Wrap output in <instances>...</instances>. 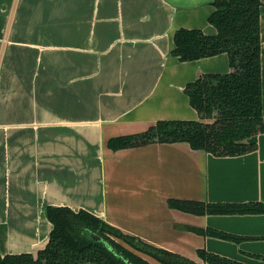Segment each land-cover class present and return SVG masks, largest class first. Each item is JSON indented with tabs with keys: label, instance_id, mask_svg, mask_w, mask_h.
<instances>
[{
	"label": "crops",
	"instance_id": "obj_1",
	"mask_svg": "<svg viewBox=\"0 0 264 264\" xmlns=\"http://www.w3.org/2000/svg\"><path fill=\"white\" fill-rule=\"evenodd\" d=\"M213 11L212 0H0L1 255L44 247L47 207L66 206L198 263L204 249L264 264V213L170 206L264 204V133L252 138L255 151L234 157L185 142L107 145L161 120L200 119L185 88L202 74L230 73V59L183 62L173 37L180 28L216 34Z\"/></svg>",
	"mask_w": 264,
	"mask_h": 264
},
{
	"label": "trees",
	"instance_id": "obj_2",
	"mask_svg": "<svg viewBox=\"0 0 264 264\" xmlns=\"http://www.w3.org/2000/svg\"><path fill=\"white\" fill-rule=\"evenodd\" d=\"M209 23L216 34L200 29H178L172 55L183 62L226 53L230 73L202 74L185 92L199 120H161L140 134L111 138L108 148H125L158 143L190 144L194 150L216 157L241 156L257 149L252 138L264 133L261 64L262 0H212ZM170 206L196 215L264 213V204L223 208L200 202L171 200ZM207 207V208H206ZM46 216L53 224L48 242L32 253L0 254V264H245L199 250L203 263L156 247L125 234L100 217L81 209L48 206ZM199 234L224 239L232 235L193 228ZM98 235L102 240H97ZM113 247V250L109 249ZM264 262V256L261 257Z\"/></svg>",
	"mask_w": 264,
	"mask_h": 264
},
{
	"label": "water",
	"instance_id": "obj_3",
	"mask_svg": "<svg viewBox=\"0 0 264 264\" xmlns=\"http://www.w3.org/2000/svg\"><path fill=\"white\" fill-rule=\"evenodd\" d=\"M94 238L97 239V240H102L101 237H99L98 235H94ZM109 249L110 250H113V247L112 246H109ZM114 251V250H113ZM115 253H117L116 251H114Z\"/></svg>",
	"mask_w": 264,
	"mask_h": 264
}]
</instances>
